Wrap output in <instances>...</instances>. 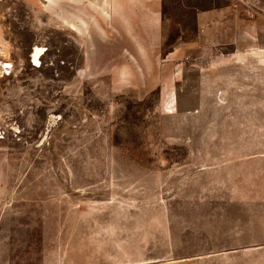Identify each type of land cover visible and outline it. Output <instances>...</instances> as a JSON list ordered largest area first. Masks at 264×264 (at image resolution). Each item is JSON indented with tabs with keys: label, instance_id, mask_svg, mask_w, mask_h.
<instances>
[{
	"label": "rangeland",
	"instance_id": "374dc122",
	"mask_svg": "<svg viewBox=\"0 0 264 264\" xmlns=\"http://www.w3.org/2000/svg\"><path fill=\"white\" fill-rule=\"evenodd\" d=\"M46 1L0 0V264H264V0L139 52Z\"/></svg>",
	"mask_w": 264,
	"mask_h": 264
},
{
	"label": "crops",
	"instance_id": "0c3cea01",
	"mask_svg": "<svg viewBox=\"0 0 264 264\" xmlns=\"http://www.w3.org/2000/svg\"><path fill=\"white\" fill-rule=\"evenodd\" d=\"M165 1L166 0H102V2H93L92 6L93 8H98L100 5L104 10L102 20L104 24L103 32L105 34L110 32L111 35H113V41L130 43V47L136 52H139L142 49L139 48L138 42L144 39V35L148 36L146 38L147 41L159 42L161 38V29L159 30L161 10L163 2ZM177 2L178 5L175 7L178 9H195L194 6L191 7V5H187L185 3L186 0H176V3ZM47 3L46 1L45 5H47ZM52 3L54 4V1ZM199 9H203V11L195 14L194 18L196 23L200 26L217 27L221 25L225 10L231 9V6H224L222 2L218 4L217 1H215L214 4ZM99 15L101 16L100 13ZM99 21V19H95L91 22L94 28L96 26L101 27ZM99 31H101V28ZM126 51L128 53L131 52V50ZM138 55L139 54H136V56Z\"/></svg>",
	"mask_w": 264,
	"mask_h": 264
},
{
	"label": "bare ground",
	"instance_id": "6f19581e",
	"mask_svg": "<svg viewBox=\"0 0 264 264\" xmlns=\"http://www.w3.org/2000/svg\"><path fill=\"white\" fill-rule=\"evenodd\" d=\"M44 50L45 49L43 47H34L32 51L33 53L29 56V58H31L30 62L34 67H38L41 65L40 57H42L41 55L44 54ZM0 67L7 68L10 67V64L7 62L4 63L0 61Z\"/></svg>",
	"mask_w": 264,
	"mask_h": 264
}]
</instances>
